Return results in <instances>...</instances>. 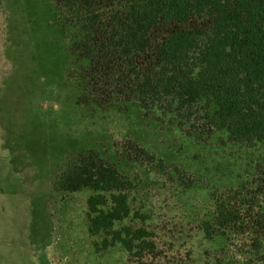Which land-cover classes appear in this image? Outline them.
Here are the masks:
<instances>
[{
    "label": "rangeland",
    "instance_id": "rangeland-1",
    "mask_svg": "<svg viewBox=\"0 0 264 264\" xmlns=\"http://www.w3.org/2000/svg\"><path fill=\"white\" fill-rule=\"evenodd\" d=\"M68 70L53 0H0V264H264V141L233 140L205 100L177 116L78 105ZM90 151L128 180L138 217L124 222L148 231L152 252L97 251L105 234L86 219L95 191L53 188ZM216 201L245 233L204 237Z\"/></svg>",
    "mask_w": 264,
    "mask_h": 264
},
{
    "label": "trees",
    "instance_id": "trees-1",
    "mask_svg": "<svg viewBox=\"0 0 264 264\" xmlns=\"http://www.w3.org/2000/svg\"><path fill=\"white\" fill-rule=\"evenodd\" d=\"M53 3L76 104L107 109L131 102L176 115L205 100L233 140L264 141V0ZM192 19L203 24L187 26ZM128 185L116 166L91 151L69 158L53 178L57 191H95L86 199V219L90 234H105L100 246L95 243L97 251L119 243L128 254L141 255L155 245L145 228L124 222L138 217L128 202ZM234 213L216 201L201 224L204 237L245 233L227 226L235 224Z\"/></svg>",
    "mask_w": 264,
    "mask_h": 264
}]
</instances>
